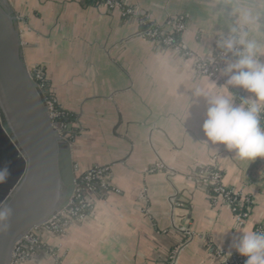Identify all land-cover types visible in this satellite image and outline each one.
Here are the masks:
<instances>
[{
  "label": "crops",
  "instance_id": "0c3cea01",
  "mask_svg": "<svg viewBox=\"0 0 264 264\" xmlns=\"http://www.w3.org/2000/svg\"><path fill=\"white\" fill-rule=\"evenodd\" d=\"M4 1L16 18L25 66L44 73L51 101L72 118L75 178L106 168L117 190L88 193V216L63 232L37 230L38 245L16 264L246 259L230 245L235 233L264 227V158L242 160L213 144L203 124L206 94L227 87L237 104L248 94L227 86L225 75L221 82L199 76L196 63L215 64V48L237 26L239 8L259 15L261 28L249 29L248 38L264 44V0H116L113 10L86 0ZM144 23L164 32L182 23L180 51L142 38ZM19 162V150L1 133L0 167L10 176L0 184V205L20 178ZM212 172L250 201L243 223L214 200Z\"/></svg>",
  "mask_w": 264,
  "mask_h": 264
},
{
  "label": "water",
  "instance_id": "95a60500",
  "mask_svg": "<svg viewBox=\"0 0 264 264\" xmlns=\"http://www.w3.org/2000/svg\"><path fill=\"white\" fill-rule=\"evenodd\" d=\"M47 94L25 66L16 18L0 0V134L23 157L20 178L0 205L10 212L0 220V264H12L19 241L67 209L75 190L70 141L50 117Z\"/></svg>",
  "mask_w": 264,
  "mask_h": 264
},
{
  "label": "clouds",
  "instance_id": "9594fccd",
  "mask_svg": "<svg viewBox=\"0 0 264 264\" xmlns=\"http://www.w3.org/2000/svg\"><path fill=\"white\" fill-rule=\"evenodd\" d=\"M236 27L223 39L222 46L233 52L236 59L223 69L226 85L245 91L248 95L239 104L225 87L223 94H206L208 108L203 132L213 144L234 151L242 160L264 158V127L260 114L264 112V44L248 38V30H259V15L251 8L236 10ZM201 93H198V95ZM10 176L9 168L0 167V184ZM10 215L5 207L0 210V220ZM238 237L230 247L245 264H264V231L248 230L235 233ZM231 251L228 256H231Z\"/></svg>",
  "mask_w": 264,
  "mask_h": 264
},
{
  "label": "built area",
  "instance_id": "2783aa9c",
  "mask_svg": "<svg viewBox=\"0 0 264 264\" xmlns=\"http://www.w3.org/2000/svg\"><path fill=\"white\" fill-rule=\"evenodd\" d=\"M98 4L110 10L120 7L119 3L116 0H98ZM123 14H130V11L123 10ZM184 30L185 27L182 23H177L173 28V31L178 34L183 32ZM141 37L147 40L155 41L165 48H171L180 51V45L174 40L173 37L167 35L159 38L157 29L143 30L141 32ZM216 59H218L219 62L214 65H206L202 61H197L196 69L198 75L201 77H209L221 82L224 78L223 69L228 63L235 61V55L233 52H228L225 49L224 51L216 54ZM30 72L34 82L41 89H45L44 83L46 82V79L44 73L38 69L32 70ZM46 103L51 119L57 124V127L59 129H63L65 131V136L66 138H68L67 134H69V130L67 129V127L56 121V119L59 117V113L55 111L53 103L51 101H47ZM262 120L263 118L261 117V121ZM209 175V177L215 183L212 190L214 200H216L218 197L221 198L226 206L231 209L235 218L237 219V222L243 223L248 218L251 204L250 201L242 198V196L238 193L226 190L219 182L220 176L218 173L212 172ZM107 176L108 169L93 168L84 173L78 181L76 179L75 190L73 192L72 199L69 202L68 208L53 217L42 227H38L26 234L15 247L12 264H16L17 261H19V257L23 255V244L29 245V250H32V248L37 244V240L35 239V232L37 230H45L52 233H61L69 224L83 221L89 214L85 211H87V209H90V204L88 203L86 197L88 193L96 192L101 189H108L116 193V189H110V185L107 182ZM62 219L64 221H62ZM255 230L264 231V227L258 226L255 228ZM228 264H245V259H239L234 261L233 263Z\"/></svg>",
  "mask_w": 264,
  "mask_h": 264
},
{
  "label": "trees",
  "instance_id": "16d2710c",
  "mask_svg": "<svg viewBox=\"0 0 264 264\" xmlns=\"http://www.w3.org/2000/svg\"><path fill=\"white\" fill-rule=\"evenodd\" d=\"M86 1L89 4H93V5L98 4V0H86ZM143 29L144 30L157 29L158 30V33H159V38H162L164 36L169 35V36L173 37L176 42L179 43V36H180V34L175 33L173 30L170 31V32H164L161 29H159V28H157L154 25L149 24V23H147L146 25H144ZM215 49H216V54L219 53V52H221V51H224L225 50V48L222 46L221 43L218 44ZM235 59H236V57H235ZM218 62H219V60L216 59L215 60V64H217ZM44 87H45V89L48 90V85H47L46 82L44 83ZM46 99H47V101H51V98H50V96L48 94L46 95ZM53 107H54L55 111L57 113H59V117L56 119V121L59 122V123H61V124H63V125H65L67 127V129H68L69 123L71 122L72 118L69 115H67V113H65L64 111H62L59 108H57L54 103H53ZM261 125L264 126V119L261 121ZM72 136H73L72 133H70V135H69V138H70L69 141L72 140ZM80 177H77L75 179H77V181H78ZM85 212H88L89 213V209H87V211H85ZM62 221H64V220L62 219ZM35 239H36V235H35ZM37 245L38 244H36L35 246H37ZM35 246H34V248H35ZM30 251L31 250H29V245H27V244H23L22 245V252L23 253L27 254Z\"/></svg>",
  "mask_w": 264,
  "mask_h": 264
},
{
  "label": "rangeland",
  "instance_id": "374dc122",
  "mask_svg": "<svg viewBox=\"0 0 264 264\" xmlns=\"http://www.w3.org/2000/svg\"><path fill=\"white\" fill-rule=\"evenodd\" d=\"M69 135H70V133L69 134H67V136H68V138H66L67 140H69L70 138H69Z\"/></svg>",
  "mask_w": 264,
  "mask_h": 264
}]
</instances>
